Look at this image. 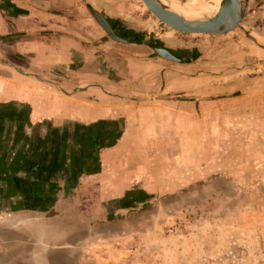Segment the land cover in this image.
<instances>
[{"label": "crops", "instance_id": "1", "mask_svg": "<svg viewBox=\"0 0 264 264\" xmlns=\"http://www.w3.org/2000/svg\"><path fill=\"white\" fill-rule=\"evenodd\" d=\"M93 2L98 6L85 0L86 8L95 7ZM62 18L71 17L59 0H0V37L10 45L1 51L13 55L11 61L0 58V222L17 215L29 228L39 220L32 217L45 221L53 211L63 223L57 226L61 239L49 241L57 245L79 242L81 229L92 221L85 214H107L99 206L108 200L157 196L177 187L184 165L195 162L196 118H211L213 105L188 93L176 98L169 90L172 67L201 63L202 48L194 40L183 43L174 35L170 46L160 42L153 48L133 39L123 43L149 57L101 64L78 53L82 48L65 54L46 37H29L45 29L57 37ZM62 36L69 46L82 45L76 32ZM157 47L176 59L163 58ZM180 148L187 158L182 168Z\"/></svg>", "mask_w": 264, "mask_h": 264}, {"label": "rangeland", "instance_id": "2", "mask_svg": "<svg viewBox=\"0 0 264 264\" xmlns=\"http://www.w3.org/2000/svg\"><path fill=\"white\" fill-rule=\"evenodd\" d=\"M59 1L71 18L56 21L61 25L55 29L57 37L50 34L51 29L29 37H46L65 54L82 48L78 53L98 57L101 64H124L127 56L149 57L148 51L136 54L145 51L138 46L108 40L85 0ZM96 1L99 7L96 2L93 5L115 34L144 36L163 46H170L175 35L183 43L190 39L201 46V63L192 69L172 67L168 85L176 98L188 93L195 100H212L208 110L212 116L196 118L200 127L195 132V162L184 165L177 187L162 195L100 204V210L109 212L99 213L98 218L85 214L92 221L81 229L82 237L75 244H49L62 235L58 227L63 223L53 211L46 215L47 221L32 217L39 220L29 228L22 224L26 218H5L0 222V264H264V48L240 29L217 34L175 31L141 0ZM240 24L264 44V0H248ZM72 32L83 37L82 45L61 42L62 35ZM4 38L0 37V58L11 61L13 55L1 51L7 45ZM53 70L66 77L70 74L66 68ZM182 156L180 148V168L187 162Z\"/></svg>", "mask_w": 264, "mask_h": 264}, {"label": "water", "instance_id": "3", "mask_svg": "<svg viewBox=\"0 0 264 264\" xmlns=\"http://www.w3.org/2000/svg\"><path fill=\"white\" fill-rule=\"evenodd\" d=\"M146 8L162 23L169 28L186 33V34H217L225 33L234 29H240L249 38L253 39L256 44L264 48V44L254 37L248 30L244 29L240 24L244 18L248 8V0H221L217 12L209 17H201V19H184L177 17L167 10L161 0H141ZM89 11L95 20L106 31L110 38L121 42H132L140 40L143 43L155 47V42H150L143 37L123 36V34H115V30L108 20L99 13L95 7L87 3ZM159 46V45H157ZM156 52L163 58L175 60V56L164 47L155 48Z\"/></svg>", "mask_w": 264, "mask_h": 264}, {"label": "bare ground", "instance_id": "4", "mask_svg": "<svg viewBox=\"0 0 264 264\" xmlns=\"http://www.w3.org/2000/svg\"><path fill=\"white\" fill-rule=\"evenodd\" d=\"M161 2L167 10L177 17L192 20L214 15L220 6L221 0H185L182 2L161 0Z\"/></svg>", "mask_w": 264, "mask_h": 264}]
</instances>
